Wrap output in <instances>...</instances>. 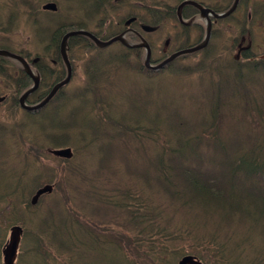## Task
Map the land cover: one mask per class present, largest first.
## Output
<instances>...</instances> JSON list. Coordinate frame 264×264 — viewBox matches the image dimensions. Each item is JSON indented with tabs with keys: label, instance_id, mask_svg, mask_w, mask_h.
Instances as JSON below:
<instances>
[{
	"label": "trees",
	"instance_id": "16d2710c",
	"mask_svg": "<svg viewBox=\"0 0 264 264\" xmlns=\"http://www.w3.org/2000/svg\"><path fill=\"white\" fill-rule=\"evenodd\" d=\"M148 1L146 17L139 16L135 9L130 13L138 22L160 27L164 19L162 12L170 8L161 0ZM232 1L216 0L209 7L221 13L229 9ZM189 9L193 13L186 18L191 19L197 11ZM166 18L177 22L173 13H167ZM257 20L264 21V1L240 0L228 18L213 20V40L220 35L218 26L228 25L226 37L228 40L230 31L231 39L224 53L226 57L217 53L221 48L214 47L217 44L213 41L197 53L202 57L195 66L178 65L187 59L182 56L160 71L143 67L145 51L141 48L117 44V53H110L104 59L105 50L96 48L86 38L68 39L71 63L82 57L78 50L89 54L84 63L85 89L77 97H70L74 100L71 105L80 100V105L88 109H78L75 105L72 111L91 115L97 108L96 94L104 84L106 114L111 116L109 120H113L117 130L110 136L116 150L107 159L102 157L89 164L93 159L84 161L76 155L72 160L60 162L61 168L55 170L57 173L50 182L54 183L51 195L57 197L49 207L54 211V221L57 220L58 231L53 235L64 252L72 253L77 248L82 253L83 260L77 264H91V258H96L101 249L112 247V264L143 261L161 264L170 256L178 259L185 255L201 264H264V60H255L252 49L243 51L240 61L231 55L242 40H252V27ZM196 24L201 28L196 42L189 43V26H183L186 42L180 43L179 34L174 32L169 35L162 56L152 58V62H160L178 49L199 44L203 25ZM64 27L54 31L43 52L35 55V70L53 83L62 79L64 66L62 61L54 59L59 67L56 71L44 60L49 54L59 59V43L66 30L71 29ZM134 37L131 34L129 40L137 41ZM148 44L154 52V42L149 40ZM0 60L5 61L0 63V76L16 74L21 77L20 86L27 83V77L13 62L2 57ZM258 72L263 74L259 78ZM193 74H197V81H191ZM226 78H232L234 83L229 89L230 95L224 97ZM194 93L200 94V101L195 100ZM128 96L132 100L129 104L132 118L123 124L122 112L115 102L118 104ZM64 97L58 96L55 100L65 105ZM42 98L34 94L30 100L38 102ZM10 101L17 108V98ZM112 110L115 116L110 114ZM90 124L95 132L94 125H98ZM137 138L149 141L141 146L153 147V156L148 160L154 163L156 172L152 175L149 171H140L134 174V179L128 175L130 179L126 180L128 171L117 174L111 169V163L124 151L139 152L143 160L146 149L136 147ZM202 143L220 154L217 173L211 177L199 170L198 148ZM84 163L91 165L92 170H86ZM100 173L107 174L105 177L109 180L99 182ZM90 216L103 222L94 224ZM112 216H123V221H114ZM60 229H64V236L59 234ZM46 232L42 235L51 238V230ZM37 238L40 239L39 232L38 236L33 233L24 236L31 242ZM120 241L133 245L135 258H125L126 250ZM106 245L112 247L104 248ZM39 246L40 240L32 252L37 254ZM206 256L211 259L207 260Z\"/></svg>",
	"mask_w": 264,
	"mask_h": 264
},
{
	"label": "rangeland",
	"instance_id": "374dc122",
	"mask_svg": "<svg viewBox=\"0 0 264 264\" xmlns=\"http://www.w3.org/2000/svg\"><path fill=\"white\" fill-rule=\"evenodd\" d=\"M201 1H203V3H205L207 6H211V5L214 4V2L216 0H201ZM260 1L262 2L264 0H260ZM46 2H53V1L37 0L38 6H39V10H40L41 5L46 3ZM34 6H36V5L34 4ZM81 8H82V4L78 3L77 6H75V10H79ZM98 10L100 11L99 13H96V12L93 13V14H97L96 15V21L97 22H102V23H104V25L107 24L105 22H107L109 20V18L108 17L107 18L104 17V13L107 11V9H103L102 11H101V9H98ZM83 12H85V11L83 10ZM125 14H126V10L123 8V9H121V11L116 12L113 15L112 19H113L114 22H117V21L120 22L122 17L125 16ZM76 19L79 20V18H72V20H76ZM197 20H198V22H203L202 21L203 19H201V20L197 19ZM45 23H47V20H43L41 22L42 25L45 24ZM255 25L256 26H255V29H254L253 38L251 40L252 45L254 46V48H253L254 50L253 51H257L258 53L263 54V51H264V45H263V42H264V21H257L255 23ZM227 27H228V25H227ZM117 29L118 28H114V29H112L110 31H117ZM172 29L173 28H172L171 25H167L159 33H156V34H153V35L149 36V40L154 42V44H155V48H154V52H153V58L156 59V58L162 56V54L164 52L163 51L164 50V46H163L164 42L163 41L168 39L169 35H171L173 33ZM218 29H221V27L218 26ZM12 31H13L12 35L14 36V38L10 41L11 47L12 46L16 47L17 51L26 50V49L35 50L37 48V40H36V38H31V30H30V24L29 23H21V25L13 27ZM110 31L107 32L108 33L107 35H109ZM107 35H103V36H107ZM197 38H198V33L194 32V30H193L189 42L192 43ZM230 39H231L230 38V31L228 33V40H227L226 34L223 35L222 37H220V35H217L215 40H213V38H211V42L214 41V43L217 44V46H218V47L217 46H214V47L221 48V49H217V53L218 54H222L221 55L222 57H226L227 56V54H224V53L228 49V43H230ZM180 41H181V43H184L185 39L180 40ZM245 44H246V41H245ZM6 45L7 44L4 41V39H0V48H4V47H6ZM79 51H78V53L82 57L76 59L75 62H74V66H73L74 70H73V77H72L73 81L71 83L73 89H80L82 87L83 83H84V75H83L84 64L83 63H84V61L87 60L88 55H89V54L85 55L83 52H81V51L79 52ZM117 51H118L117 47H114V48L109 47V48L105 49V51H104V53L102 55H104V59H107V55L108 54L117 53ZM95 55H97V54L95 53ZM201 57H202V55L187 57V59L179 61L178 65H183L184 67L185 66L186 67L195 66L196 63L199 62V59ZM260 75H263V74L261 72L256 73L257 78H259ZM132 76L133 75H131L130 77H132ZM190 76H191L190 77L191 81H193L194 79L197 81V74H193V75H190ZM108 80H109V78H107L106 82H108ZM141 80H142V82L144 84L145 81L143 79H141ZM224 81H226V83H225L226 91H224L223 94H224V97H226V96L230 95L229 94V89H230V87H232V85L234 83V80L232 78H226V79H224ZM143 84L141 86H143ZM102 89H106L104 84L102 85V88L100 90H102ZM96 96H97V99H98V103L96 105L97 109L94 110L92 112V114L89 115V117L92 118V119H98V120L102 121L103 123L110 122L108 115L106 113H104L100 109V107H101V103L100 102L101 101H105V100L103 98H98V97L102 96L99 93H97ZM194 97H195L196 101H200V99H201V96L198 93H194ZM131 102H132L131 96H128V98L126 100L122 99L118 104L115 102V104L118 107V109L122 112L121 121H122L123 124H124L125 121L129 120V118H132L131 115H130L131 107L129 106V104ZM60 104L63 105L64 102L61 101ZM9 108H10L9 105L0 106V115L4 116V113L9 112V110H10ZM19 114H20V112H18L16 115H19ZM110 114L112 116H115L116 112H114L112 110V111H110ZM66 115H68V113ZM10 116H11V112L9 113V117ZM14 117L11 120H13ZM26 120H28V119L25 116H23V119L19 121V124L22 125V122H24ZM40 125L45 129V131L48 130V124L46 122L45 123L41 122ZM42 127L37 126L36 128H34L30 132L23 131L22 132L21 141H24L28 136H31L35 132H39V131L43 130ZM102 130L107 133V127L106 126H104ZM19 131H22V128H19L17 130V132H19ZM7 141H8V139L6 137L0 136V148H2L5 145V142H7ZM143 142H149V141H141L138 138L135 141L136 147L142 148L144 150L146 149V156L144 155L143 160L140 159L141 158L140 156L142 154L139 153V152L124 151V152H121V153L117 154V156L114 159L115 161H112V163H111V169L114 170L117 174H119L120 172H124V170H126V171H128V175L131 178H133V179H134V174H136V173H138L140 171H149L150 174L153 175L154 172H156V168L154 166V163L152 161L148 160V159H151L152 156H153V153H152L153 147L149 148L148 144H143L141 146V144ZM97 146L100 147L101 144H98ZM7 147H10V146L7 145ZM136 147L134 146L133 148L136 149ZM198 150H199V154H200L199 156H200V159H201V160L198 159L199 163H200L199 164V170L201 171V173L203 175H205L206 177H211V176L215 175L217 173V166H218V163L220 161V157H219L220 154L219 153H215L214 149L212 147H207L205 145V143H202L199 146ZM137 153H139L140 156ZM98 156H100L102 158L104 156V154H100L99 153ZM2 159L3 158H0V160H2ZM84 165L86 167V170H88V171L92 170L91 165H89L88 163H84ZM194 166H196V165H194ZM104 176H107V174L102 173L99 176V178H102ZM125 179L129 180L130 178L126 177ZM102 180H109V179L107 177H104V178H102ZM100 181L101 180H99V182ZM239 181H241V178L239 179ZM26 185H27V182H25V187H26ZM153 199H156L155 194L153 195ZM159 200L162 201L163 199L160 197ZM163 205H165L164 202H163ZM50 217H53V216H50ZM112 219L114 221L122 222L123 221V216H121V217L112 216ZM45 230L47 231L48 227H45V228H42V229L39 230V237H42L43 236L42 234L47 233ZM118 233L120 235L121 231H118ZM59 234L61 236H64V229H60L59 230ZM133 240H135V239H133ZM121 244L123 245V248L126 250L125 258H131V259L135 258L136 254H135V249H134L133 245H127L126 242H121ZM214 252H215V250H214ZM113 255H114V250L101 249L99 251V254H98L96 260H95L96 264H110ZM206 257H207V260L211 259L210 256H206ZM181 258L182 257H180L178 259H175L174 257L170 256L164 262H162L161 264H179L178 261ZM92 259H94V258L92 257ZM21 264H43V262L38 257L37 258L34 257L32 260H28V256L25 255L22 258ZM141 264H146V262L143 261Z\"/></svg>",
	"mask_w": 264,
	"mask_h": 264
},
{
	"label": "water",
	"instance_id": "95a60500",
	"mask_svg": "<svg viewBox=\"0 0 264 264\" xmlns=\"http://www.w3.org/2000/svg\"><path fill=\"white\" fill-rule=\"evenodd\" d=\"M237 3H238V0H235L232 7L226 12V13H223V14H217L215 13L214 11L210 10V9H202L200 8V12H201V15L203 17H205L206 21H207V29H206V37H205V41L204 43L196 46V47H193V48H189V49H184V50H181V51H178L176 53H174L173 55H171L169 58H167L166 60H164L163 62H161L159 65L155 66V67H152L150 65V49H149V46L147 44H142L140 46H143L145 49H146V57H145V66L149 69H152V70H157V69H161L163 68L167 63H169L170 61H172L174 58H176L177 56L179 55H182V54H188V53H192V52H195L201 48H203L205 45H206V42L209 40V37H210V33H211V19L210 17H213V18H224V17H227L228 15H230L236 8L237 6ZM44 9H54V6L53 5H46L44 6ZM74 35H83V36H86L88 37L89 39H91L98 47H106L108 45H110L111 43L115 42V41H120L121 43H123L124 45L126 46H129L122 38V36H118V37H115L113 39H111L110 41H107V42H101L99 40H97L93 35H91L90 33L88 32H84V31H73V32H69L67 33L63 40H62V43H61V55H62V58H63V61L65 62V65L67 67V71H68V76H67V79L65 81H63L62 83L56 85L52 92L48 95V97L42 102L40 103L38 106L36 107H32V108H29V107H25L24 106V99L27 97V95L32 92L33 90L36 89V86H37V79L34 78L31 70L29 69V67L27 66V64L20 58V57H17L15 55H12L6 51H0V55H5L7 57H10V58H13V59H16L18 60L19 62H21L24 67H25V70L26 72L28 73V75H30L32 78H33V81H34V87L29 90L28 92H26L20 99V102H21V105L27 109V110H35L37 108H40L42 107L44 104L47 103V101L53 96V94L55 93V91L61 87L63 84L67 83L70 79V76H71V68H70V64L67 60V57H66V54H65V43H66V40L71 37V36H74ZM57 155L59 156H62V157H70L71 156V152L69 149H66V150H61V151H58L57 152ZM45 191H47V188H43L39 191V193L36 195L35 198H37L39 196V194L41 193H44ZM189 262V258H184L179 264H187Z\"/></svg>",
	"mask_w": 264,
	"mask_h": 264
},
{
	"label": "flooded vegetation",
	"instance_id": "af4514ba",
	"mask_svg": "<svg viewBox=\"0 0 264 264\" xmlns=\"http://www.w3.org/2000/svg\"><path fill=\"white\" fill-rule=\"evenodd\" d=\"M85 2H87V5L84 7H87V9H85V12H82V14L79 17V25H84L85 27H87V30L92 31V32H99V33H104L107 32V29L100 26V23L96 21V15L97 14H93L95 12V9L92 10V12H89L92 9V5L94 0H83ZM98 1H102V0H98ZM118 0H103L104 2V7L107 8V6L110 7V9L112 10V8L115 7V4L117 3ZM109 2V4H108ZM94 7H96V5H94ZM83 11V9H82ZM53 13V12H51ZM70 18V16H68L67 14L63 13L60 14L58 19H62V20H68ZM72 18V17H71ZM116 26L118 25V22L114 23ZM113 26V23H112ZM126 27L123 30V33L128 32V30H130L128 27V25H126V23L123 24L122 28ZM62 30V29H61ZM242 52V51H240ZM5 61H2V63ZM4 164H0V195L1 194H5L6 192H12L16 190V187L19 184L20 179H18V176H16L15 173L13 172H9L6 171L4 169ZM5 178H9V180L7 181V183L4 181Z\"/></svg>",
	"mask_w": 264,
	"mask_h": 264
},
{
	"label": "bare ground",
	"instance_id": "6f19581e",
	"mask_svg": "<svg viewBox=\"0 0 264 264\" xmlns=\"http://www.w3.org/2000/svg\"><path fill=\"white\" fill-rule=\"evenodd\" d=\"M48 47V46H47ZM1 51V50H0ZM45 52V51H44ZM45 53H47L48 54V52H45ZM49 53H50V51H49ZM55 54V53H54ZM0 57H2V58H5V59H7L8 57L7 56H5V55H0ZM2 61L3 60H0V63H2ZM24 106H28V104L27 103H24ZM48 232H50V228L48 227V230H47ZM52 232V231H51Z\"/></svg>",
	"mask_w": 264,
	"mask_h": 264
}]
</instances>
